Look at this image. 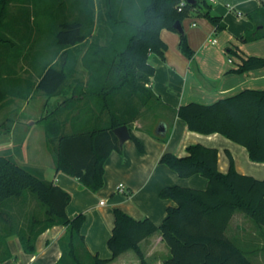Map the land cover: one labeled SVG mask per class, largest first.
Listing matches in <instances>:
<instances>
[{"label":"trees","instance_id":"obj_1","mask_svg":"<svg viewBox=\"0 0 264 264\" xmlns=\"http://www.w3.org/2000/svg\"><path fill=\"white\" fill-rule=\"evenodd\" d=\"M184 1L124 0L123 8L120 9L116 7V0H107L104 14L112 38L106 49H99L102 52V64L96 68L88 65V50L83 54L95 24L93 17L88 19V10L83 19L62 23L53 32L54 51L48 62L40 64L36 55V58L33 57L31 70L39 78L35 85L31 81L34 77L29 80L27 76L23 80L22 77H16L14 71L21 55L19 44L29 41L21 21L23 17L28 20L30 13L22 8L19 21L14 22L24 28V34L21 36L18 32L14 33L11 22L2 21L3 13L7 17V1L0 0V108L12 102L13 98H22L23 83H28L31 90L35 87L48 97L57 95L76 71L80 59L88 71L99 73L101 66L102 71L108 73L106 80L104 77H96V84L101 85L99 90L88 92L87 82L78 92L85 99L97 96L103 100L101 111L107 110L110 116L106 123L88 128V122H77L76 116L72 118L71 131L66 133V123L58 120L57 115L73 108L75 103L72 100L65 101L37 121L44 125L48 141L55 144L57 172L77 179L82 187L94 193L101 190L105 182L106 161L113 151L122 150L113 130L123 125L128 126L130 139L143 151L142 143L132 133L131 124L138 118L143 107L152 100H158L146 85L156 71L149 62V56L156 54L163 59L167 50L166 43L160 37L161 31L168 29L177 32L174 24L177 21L183 22L194 9L201 10L217 32L227 28L223 17L212 13L208 0H196L195 5L185 3L182 6ZM247 16L261 28L246 32L241 41L264 38V5ZM7 33L17 40V44L14 45L15 42ZM179 35V49L188 59H192L194 50L186 34ZM16 48L17 52L12 53ZM60 54L66 56L67 66L62 69L53 64ZM10 58L13 62H10ZM262 67L263 58L250 57L244 59L233 72L242 73ZM106 81L109 82L104 85ZM80 112L83 113L82 110ZM177 114L186 122L190 131L205 135L221 134L245 147L252 161L264 163V90H244L211 105L190 102L181 105ZM229 158L230 168L227 173H222L218 167L216 148L193 144L187 147L186 156L164 154L161 164L182 178L194 175L206 178L207 188L194 189L179 185L163 188L160 197L175 204L168 206L166 216L159 225L149 218L136 220L120 208H114V226L108 240L113 258L133 250L141 264H147L140 242L160 232L171 251V256L164 264H253L251 258L228 238L226 228L236 212L244 213L264 228V179L238 173L230 154ZM26 193H31L44 209L42 219L34 217L13 232L18 235L26 253H35L38 237L48 228L63 225L67 230L60 243L62 257L57 264H108L109 260L98 256L91 255L89 261L84 260L79 252L78 248L84 245L81 228L85 216L80 214L73 219L68 217L66 209L72 200L71 194L46 181L40 172L18 164L10 153H0V208Z\"/></svg>","mask_w":264,"mask_h":264},{"label":"crops","instance_id":"obj_2","mask_svg":"<svg viewBox=\"0 0 264 264\" xmlns=\"http://www.w3.org/2000/svg\"><path fill=\"white\" fill-rule=\"evenodd\" d=\"M106 1L88 0V9L82 4L80 6L81 11L88 10V19L93 17L95 22L93 33L86 42L88 47L85 46L83 52L84 54L88 50V65L91 68L102 64V52L99 49H106L112 38L104 14ZM39 2L50 9L48 12L43 11L45 15L53 13L52 18H48V31L45 29L44 32L51 36L54 43L53 32L64 22L76 21L73 17L78 7L75 8L73 0H50L49 4L48 0ZM208 2L212 13L222 16L227 28L217 32L201 10H192L182 22V25L186 23V26L183 25L184 33L194 50L192 59H188L179 49L178 32L168 29L161 31L160 37L166 43L167 50L163 59L156 54L149 56V62L156 71L146 85L158 100L150 101L143 107L138 118L131 124L132 133L142 143L143 151L131 139L124 143L121 151H113L105 164L104 187L98 192L94 193L82 187L77 179L56 171L55 144L48 141L44 125L37 121L52 113L65 101L72 100L74 107L57 115L58 120L66 123V133L71 131V121L76 116L77 122H88V128L106 123L110 116L107 110L101 111L103 100L97 96H88L85 99L78 92L87 82L88 92L99 90L101 85L96 84V77H104L106 80L107 71H102L101 66L99 73L77 71L76 68L59 93L51 97L38 90L35 93V87L31 90L28 83H23L24 94L20 107H14L15 102L12 101L0 108V112L6 109L3 121L5 143L0 148L1 153H10L18 164L40 172L46 181L71 194L72 200L66 212L70 219L80 214L85 216L81 228V235L84 237L81 250L87 260L92 255L109 260L108 264H141L133 250L113 258L108 246L115 220L113 209L120 208L136 220L149 218L159 225L166 216L168 206L175 204L160 197L163 188L175 185L194 189L207 188L206 178L200 175L182 178L161 164V157L166 153L183 157L187 155L188 146L202 144L218 150V167L222 173H227L230 168V154L238 173L264 179V163L252 161L245 147L218 133L205 135L190 131L186 122L177 114L181 105L190 102L211 105L244 90H264V67L242 73L233 72L244 59H264V38L250 42L241 41L246 32L261 28L247 15L262 7L264 0ZM29 3L32 4V0ZM115 4L121 9L124 0H116ZM80 61L81 59L78 64ZM57 63L58 69L66 67V56L60 54L53 62L54 65ZM27 76L29 80L34 77L31 81L35 85L39 81L35 71H26ZM120 184L124 185L125 192L118 191ZM43 216L44 209L31 193L13 199L7 206L0 208V264L59 262L62 257L60 243L67 230L65 226L55 225L43 232L36 241V251L33 254L23 250L18 235L13 233L30 219H42ZM248 220L252 221L244 213L236 212L226 228V235L251 258L253 264H264V228L253 221L257 228L252 227ZM140 248L147 264H164L171 256L160 232L142 240Z\"/></svg>","mask_w":264,"mask_h":264},{"label":"rangeland","instance_id":"obj_3","mask_svg":"<svg viewBox=\"0 0 264 264\" xmlns=\"http://www.w3.org/2000/svg\"><path fill=\"white\" fill-rule=\"evenodd\" d=\"M6 1H7V17H6V13H3L2 21L9 20L11 22L10 24H11L12 32H14V33L18 32L19 35H21V36L24 34V30H23L24 28L27 31V37H28L29 41H25L24 43L22 42L21 44H19V46H21V55L18 57L17 64L15 65V68H14V71L16 73L15 76L18 78H21V77L24 78V77H26V71H32L31 70V64H32V60H33L34 55H36L37 62L40 64L47 63L48 60L53 56V51H54L53 39L51 38L50 35H46L45 34L46 32H44L45 29L48 31V25L50 23L48 18H49V16H50V18H52L53 13L51 12L50 14L48 13L47 15H45L43 11L48 12L50 9H47L46 6H43V5H45L43 3H42L43 5L42 4L40 5L39 0L38 1L32 0V4L26 3L23 0H6ZM33 1H37V2H33ZM73 1H74L75 8L78 7L76 14L74 15L73 18L76 20L83 19V17H85V15H86V12H85V10L81 11L80 6L82 4L83 7L86 6L88 9V6H87L88 0H73ZM49 3H50V0H48L47 4H49ZM28 5H29V7H28ZM24 7H28V8H24ZM48 7L50 8V5ZM21 8L29 11V13H30L29 14L30 17L28 18V20L25 17L22 18L21 24L23 25L24 28L21 27L19 24H17V22H14V21H19V18L21 16L22 11H23V9H21ZM57 22H59V21H57ZM45 25H47V26H45ZM183 25L186 26V23H183ZM22 30H23V32H22ZM6 35L9 36L12 41L15 42L14 45L17 44V40H14L15 38H12V36H10L8 33ZM85 46L88 47V44H85ZM16 52H17V48L12 51V53H16ZM10 62H13L11 58H10ZM55 66H58V63H57V65L55 64ZM76 68H77V71H82V72L88 71L84 67V65L82 64L81 61L79 64H77ZM33 91H35V93L37 92L36 89H33ZM13 101L15 102L14 107H20L21 98H13ZM17 110H19V108ZM5 111H6V109H3L0 112V148L5 143L4 142V132H3L4 131L3 121H4V118L6 116ZM39 131H41V129H39ZM40 137L41 136H39L38 138H40ZM41 139H42V137H41ZM237 145H240V144H237ZM0 153H1V151H0ZM248 221L252 225V227L257 228L256 225L252 221H250V220H248ZM78 249L82 255L81 247ZM82 257L84 260H87V259H85V257L83 255H82Z\"/></svg>","mask_w":264,"mask_h":264},{"label":"water","instance_id":"obj_4","mask_svg":"<svg viewBox=\"0 0 264 264\" xmlns=\"http://www.w3.org/2000/svg\"><path fill=\"white\" fill-rule=\"evenodd\" d=\"M185 1H186V3H188L190 5L196 4V0H185ZM174 28L178 33H184V27L182 25V22L177 21L174 24ZM113 132L117 136L121 147H123L124 143L127 140H129L131 137L130 130H129L128 126H126V125L115 128L113 130Z\"/></svg>","mask_w":264,"mask_h":264},{"label":"built area","instance_id":"obj_5","mask_svg":"<svg viewBox=\"0 0 264 264\" xmlns=\"http://www.w3.org/2000/svg\"><path fill=\"white\" fill-rule=\"evenodd\" d=\"M185 3H186V1H184V2L182 3V6H183ZM181 9H182V8H180V11H181ZM213 42L215 43L216 41L213 40ZM118 191H120V192H125V187H124L123 184H120V185L118 186ZM101 204L103 205V204H104V201H102Z\"/></svg>","mask_w":264,"mask_h":264}]
</instances>
